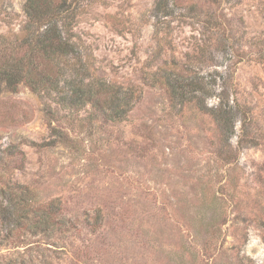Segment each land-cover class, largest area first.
Masks as SVG:
<instances>
[{"label": "rangeland", "instance_id": "374dc122", "mask_svg": "<svg viewBox=\"0 0 264 264\" xmlns=\"http://www.w3.org/2000/svg\"><path fill=\"white\" fill-rule=\"evenodd\" d=\"M158 1L67 0L121 121L0 87V264H264V0Z\"/></svg>", "mask_w": 264, "mask_h": 264}, {"label": "trees", "instance_id": "16d2710c", "mask_svg": "<svg viewBox=\"0 0 264 264\" xmlns=\"http://www.w3.org/2000/svg\"><path fill=\"white\" fill-rule=\"evenodd\" d=\"M172 1H158L164 16L171 15ZM2 12L0 7V21ZM25 13L20 35H0V87L16 89L24 82L35 92H56L71 108L90 103L106 119L121 121L129 94L120 98L115 86L91 73L74 39V15L67 0H27Z\"/></svg>", "mask_w": 264, "mask_h": 264}]
</instances>
